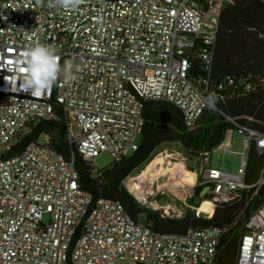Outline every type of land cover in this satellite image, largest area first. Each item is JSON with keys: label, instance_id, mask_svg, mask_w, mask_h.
I'll list each match as a JSON object with an SVG mask.
<instances>
[{"label": "built area", "instance_id": "built-area-1", "mask_svg": "<svg viewBox=\"0 0 264 264\" xmlns=\"http://www.w3.org/2000/svg\"><path fill=\"white\" fill-rule=\"evenodd\" d=\"M226 2L84 0L78 9L64 10L49 7L48 0H0V264L217 263L228 228L162 234L135 221L119 201H94L79 183L74 158L67 160L54 149L48 135L17 156L7 153L27 125L55 118L56 106L69 121L67 142L95 176L101 171L93 160L101 153L115 163L139 149L146 101L171 103L186 126L196 128L209 107ZM36 41L52 45L60 68H66V75L39 97L21 90L19 81L13 90L5 80L23 75L16 71V58ZM198 65L205 76H195ZM228 85H234L232 78ZM251 91L247 84L245 92ZM225 116L244 137L245 150L238 153L242 163L235 174L216 168H205L201 177L194 172L193 187L204 186L206 193L199 206L209 201L213 214L219 205L238 201L244 190L254 189L255 195L264 185V169L253 184L245 181L251 149L264 155V134ZM214 150L234 153L229 142ZM212 152L202 153L205 165ZM160 154L180 157L190 171L183 152L161 151L154 159ZM141 172L127 178L135 197L148 208L181 217L156 200L161 175L138 179ZM246 229L237 264H264V202Z\"/></svg>", "mask_w": 264, "mask_h": 264}, {"label": "trees", "instance_id": "trees-1", "mask_svg": "<svg viewBox=\"0 0 264 264\" xmlns=\"http://www.w3.org/2000/svg\"><path fill=\"white\" fill-rule=\"evenodd\" d=\"M214 58L210 95L215 94V110L208 107L197 127L189 129L176 106L165 101H146V122L139 149L97 176L93 175L90 163L67 142L69 121L59 106L55 107V118L32 122L19 132L7 156L21 154L28 144L48 135L54 149L67 160L74 158L79 183L94 201L101 198L119 201L135 221L145 222L162 234L182 235L191 228H228L221 241L216 264H237L246 223L264 202V185L255 195L254 189L244 190L238 201L219 205L212 217L197 215L195 210L186 211L181 217L165 215L142 204L126 185L127 178L137 169H143L167 144H176L192 159H200L202 153L212 152L225 141L227 132L235 129L225 115L240 119L242 124L264 134V0H227L221 13ZM205 74L198 65L195 76ZM230 78L234 80L233 86L228 85ZM247 84L252 86L249 93L245 92ZM262 169L264 155L253 147L246 183L253 184ZM203 189L204 186L196 188L198 197ZM194 202L193 198L191 205ZM237 219L239 221L234 225Z\"/></svg>", "mask_w": 264, "mask_h": 264}, {"label": "rangeland", "instance_id": "rangeland-1", "mask_svg": "<svg viewBox=\"0 0 264 264\" xmlns=\"http://www.w3.org/2000/svg\"><path fill=\"white\" fill-rule=\"evenodd\" d=\"M59 77L62 78L66 75V68L65 66H62L60 68ZM72 128L76 131H79V128L75 124V122H72ZM40 142H44L43 137H40ZM224 142H229L231 146V150L235 153H228L223 152L220 150H214L211 155V162L209 165H205L201 159H192L187 158V167L189 168V172L195 175L194 172L197 173L199 177L202 176L203 170L205 168H216L228 173H237L240 165L242 163V157L238 153L243 152L244 149V137L240 135L237 130L230 129L225 137ZM166 152L170 154L171 152L179 151L180 148L176 144H167L160 148L158 152ZM185 157V156H184ZM163 159L164 160V166L170 165V170L163 173L161 175L159 182L157 183L159 185V191L156 193H159L156 200L161 202L162 205L170 206L171 207V214H176L179 216H183L186 211H188L189 207H192L191 210H195L197 215L202 214L199 213L197 209V205L202 201V199H205V188L201 191L200 197L196 194V187L188 186L186 188H179V189H173L170 191L168 189H165L166 183L170 181L171 173L172 171H177L180 167L185 168L182 163V159H174L172 157H169L168 155L163 158V156L160 154L158 155L153 161L147 163L143 169L139 168L134 173V175H137L142 170L141 174L138 176V179L141 178H148L150 175V170L157 166ZM114 161L107 153H101L99 156L95 157L93 160V164L96 166V168L99 171H102L104 169L110 168L113 165ZM193 171V172H191ZM160 172V171H159ZM159 176V175H158ZM196 176V175H195ZM196 178V177H195ZM195 178L193 179V175L191 177V180L195 182ZM129 180L126 181L128 184ZM186 183V182H185ZM163 185V186H162ZM152 198V197H150ZM195 199L194 205H191V200ZM202 198V199H201ZM202 203L199 207L203 206Z\"/></svg>", "mask_w": 264, "mask_h": 264}, {"label": "clouds", "instance_id": "clouds-1", "mask_svg": "<svg viewBox=\"0 0 264 264\" xmlns=\"http://www.w3.org/2000/svg\"><path fill=\"white\" fill-rule=\"evenodd\" d=\"M41 3L42 0H37ZM84 0H48L49 7L64 10H76ZM17 73L23 75L5 77V80L16 90L17 81L21 90L29 92L32 96H42L51 89L60 73L59 57L52 45L42 44L36 41L30 47L22 50L16 58ZM216 97L212 94L208 98L210 110H215Z\"/></svg>", "mask_w": 264, "mask_h": 264}, {"label": "bare ground", "instance_id": "bare-ground-1", "mask_svg": "<svg viewBox=\"0 0 264 264\" xmlns=\"http://www.w3.org/2000/svg\"><path fill=\"white\" fill-rule=\"evenodd\" d=\"M164 160L165 159H163L157 166H155L154 168H152L150 170V175L148 178L153 180L158 175H163V173L170 170V168H171L170 165L164 166ZM192 175H193V179H194L196 176L194 174H192ZM192 175L186 168H182V167H180L177 171H172L170 181H169V183L168 182L166 183L165 189H168L170 191V189L171 190H173V189L177 190L179 188H186L188 186H190V188H191V186H193V184H194V181L191 180ZM203 204H204L203 206L198 208L199 213L202 214L203 216H207V217L212 216L213 215L212 204L209 201H204Z\"/></svg>", "mask_w": 264, "mask_h": 264}, {"label": "water", "instance_id": "water-1", "mask_svg": "<svg viewBox=\"0 0 264 264\" xmlns=\"http://www.w3.org/2000/svg\"><path fill=\"white\" fill-rule=\"evenodd\" d=\"M191 208H192V207H189L188 211H191Z\"/></svg>", "mask_w": 264, "mask_h": 264}]
</instances>
